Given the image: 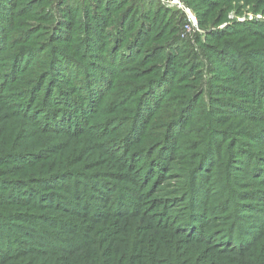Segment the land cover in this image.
<instances>
[{
  "label": "rangeland",
  "instance_id": "rangeland-1",
  "mask_svg": "<svg viewBox=\"0 0 264 264\" xmlns=\"http://www.w3.org/2000/svg\"><path fill=\"white\" fill-rule=\"evenodd\" d=\"M11 1L3 21L12 24L2 22L0 34L7 42L0 50V197L5 182L15 186L14 197L34 205L0 208L4 227L13 230L1 232L9 240L7 246L0 240L1 257L29 246L36 256L23 254L29 260L22 264H71L72 252L76 264H121L109 248L122 253L124 234L102 233L118 231L116 217L125 214L150 232L128 239L147 249L140 260L146 264H248L264 252V215L256 209L264 197V159L243 168L240 156L230 163L216 156L202 167L214 142L207 138L245 149L256 146L251 134H264V117L245 124L228 110L264 116V0ZM59 67L71 68V76ZM162 82L165 89H153ZM53 91L72 99L58 102ZM187 106L189 118L169 136L176 111ZM257 144L248 151L262 157L264 142ZM199 170L206 175L200 182L193 180ZM104 183L114 191L105 190L109 208L93 200ZM199 184L204 195L196 193ZM84 198L93 230L81 219L86 208L77 203ZM54 201L60 212L51 208ZM63 204L79 217L65 216ZM257 227V247L234 256L213 247L251 245Z\"/></svg>",
  "mask_w": 264,
  "mask_h": 264
},
{
  "label": "trees",
  "instance_id": "trees-1",
  "mask_svg": "<svg viewBox=\"0 0 264 264\" xmlns=\"http://www.w3.org/2000/svg\"><path fill=\"white\" fill-rule=\"evenodd\" d=\"M0 2L2 3L1 5H0V34L4 31V29H5V26L7 25L8 27L10 26L11 27V24H12V22H10V21H3V20H6V18H7V16L6 15H4V14H6V12L7 11H10L11 9H12V6L11 5H9V6H7L6 4H9V3H12V1L11 0H0ZM5 3V4H4ZM2 22H3V24H6V25H2ZM7 29V28H6ZM11 32V31H10ZM7 36H9V34L8 35H5V33H4V39H6L7 38ZM3 42H4V40L2 39V38H0V50H2L1 49V47H3L2 45H3ZM6 41L4 42V46L6 45ZM260 55H264V50L262 51V52H260ZM19 58L22 60V62H23V56L21 55V56H19ZM21 69V66H19V67H17V72L19 71ZM59 69L61 70V72L65 75V77H69V76H71V74H72V70H71V68H69V67H62V68H60L59 67ZM239 72L237 73V74H241L242 73V70H243V67H240V68H238L237 69ZM255 74L257 75V77H259L260 76V74H259V72L257 71V72H255ZM4 77L5 78H7V77H9V72H4ZM100 77H101V80L103 81V83H105L107 80L104 78V74L101 72L100 73ZM88 83H85L84 85H87ZM166 88V84L164 83V82H162V83H159L156 87H154L153 89H157L158 91L159 90H163V89H165ZM248 88H251V91L253 92V90H254V88H253V82H249L248 83ZM255 91H257V88H255ZM81 92H83V91H81ZM51 93H56L55 91H53V92H51ZM84 93V92H83ZM69 99H72V98H70L69 97V94H68V92H57L56 93V101H58V102H65V101H68ZM50 100H52V99H50ZM192 100V99H191ZM193 102V101H192ZM174 106H176V105H172L171 104V107H174ZM262 106H264V103H263V105ZM206 108H207V106H206ZM206 108H205V110H206ZM228 109V108H227ZM66 111H69V109L68 108H66L65 109ZM228 110H233L234 111V115H237L238 117V120H240L241 122H243V123H245V124H250V123H255V121L256 120H259V119H262L264 116H263V113L262 112H260L259 111V114H258V116L257 115H255L254 114V112H243V111H238V110H236L235 108H229ZM142 111H144V110H142ZM190 112H191V106H187V107H185V108H182V109H180V111H179V109L176 111V113H175V115H177L178 114V118L177 119H175L176 121H177V123L175 122V123H172L171 124V126H170V130H171V133L169 134V136L171 135V134H173V133H175V130H174V126L175 125H178L180 122H182L186 117L187 118H189V114H190ZM139 114H141V111H139L138 112ZM203 115H205V112L203 113ZM237 118H233V119H237ZM187 119H185V121H186ZM171 122V121H170ZM205 124V123H204ZM203 123H202V125L199 127V129L198 130H200V128L204 125ZM179 129H180V127H178ZM178 128H176V129H178ZM43 130H44V128H42ZM60 129V128H59ZM62 129H64V128H62ZM61 130V129H60ZM198 130H196V131H198ZM207 130V128H206V126H205V128L203 129V131H202V133L204 134L205 133V131ZM224 134V133H223ZM261 136H263V137H261ZM207 137H210V135H208L207 134ZM259 137H261V138H259ZM215 138V139H214ZM251 138H252V141L253 142H255V145L256 146H251L250 147V145H248L247 147H245V149H243V148H241V147H237L236 146V142L235 143H233L232 145H230V147H228V148H226V149H224V145H225V142L224 143H222V140H219L218 139V137H210V138H207V139H212L214 142H216L215 144H216V146H217V148L215 149V150H213V147H212V145L214 144V142L212 143V144H210V145H208V147H207V149H206V151L207 152H205L204 153V155H203V157L205 158L204 160H203V162L205 161V163H204V165H202V167L203 168H207L208 167V163H211V162H213L212 161V159L213 158H215L216 159V156H217V159L218 160H222L223 158H225V157H227L226 158V162H228V163H230V158H231V160L233 159V157H236V155L237 156H240V158L239 159H237L238 161H239V163H242V164H244V165H242V167L243 168H247V166L248 167H252V166H255L256 165V163L260 160V158H263L264 159V156H260V155H258L260 152L259 151H255V153H252L251 151H248V149L250 148V149H253V150H257L258 149V144H257V142H264V134L263 135H261V134H251ZM175 139V138H174ZM260 139V140H259ZM229 140H230V138L229 139H227V143L229 142ZM262 146H263V144H261ZM164 146V145H163ZM167 146L168 145H166V148H167ZM45 148H47V150L49 149V148H51V147H49V146H47V147H45ZM225 150V154L223 153V151ZM244 150H246V151H244ZM249 155L251 156V157H254V158H252L251 160H249ZM55 158V156H52V157H48V160H50V161H54V162H56V160H57V158H58V156H57V158L56 159H54ZM19 159H22V160H25L24 158H19ZM39 160V159H38ZM41 160V159H40ZM38 163H40L41 161H37ZM202 162V163H203ZM253 164V165H252ZM219 165V164H218ZM246 166V167H245ZM264 168V167H263ZM213 169H214V167H213ZM246 170H248V169H246ZM203 171V170H202ZM203 172H205V171H203ZM249 172V171H248ZM196 174V176L197 177H195V178H193V180L194 179H198L199 180V182H200V178H203L204 176V179L206 178V175H205V173H202L201 172V170H199L198 172H196L195 173ZM0 180H1V177H0ZM197 182V181H196ZM195 182V183H196ZM201 185L202 184H199L198 186H197V194L198 195H204V193H203V191H202V187H201ZM182 186H185V185H182ZM191 186H194V184H188L187 185V187H185L184 188V190H188V189H190L191 188ZM38 187H39V189H42V185L40 184V183H38ZM104 187H106V188H104ZM104 187H102V189L101 190H96L94 193H96L97 195H95L96 197L95 198H93V200L94 201H96V202H98V204L100 205V206H102V203L104 202V203H106V205H104V207H107V208H109L110 206H111V204H112V201H108V199H107V193L105 192V190H108L109 192H110V194L112 193V192H114L112 189H109V184H105L104 183ZM187 188V189H186ZM65 189V188H64ZM104 189V190H103ZM66 190V192L70 195V196H78V193H80V189L79 188H74V190L72 189V188H68V189H65ZM1 191L2 192H5L6 193V195L5 194H3L1 197H0V208L3 206V205H7V206H12L13 204H18V203H27V202H29V205L30 206H33L34 205V201L32 200V198L31 199H24V198H19V199H17L16 197H14V192H15V186L14 185H9L8 183H5V182H3V184L1 185ZM100 194V195H99ZM12 198V199H11ZM88 198V196H86V199ZM189 199L191 200V202H197L198 200L196 199V195L195 194H192L190 197H189ZM257 199H259V201H260V203H259V206L258 207H256V209L257 210H260V213H262L263 215H264V210L262 209L264 206H263V204H264V197L263 198H257ZM88 201V200H87ZM86 200H85V198H84V201L82 202V203H77L81 208H84V206H85V210H86V213H82V215H84V216H82L81 217V219L83 220L84 218L86 219V221H87V225L86 226H88L85 230H88V229H92L91 227H89V226H92V225H94L93 223H92V221L95 219V217H92V215H91V213H92V208H91V206L87 203L86 204V202H87ZM171 203V202H170ZM51 205V208L53 209V211H58V212H60L61 210L59 209L60 207H58V205L59 204H56L55 203V201L54 202H52V203H50ZM86 204V205H85ZM61 206H63V209L65 208V213H66V215L65 216H72V217H79L78 215H77V212H75V208L74 207H71L70 205H67V204H63V205H61ZM242 206H244V205H242ZM93 210H96L98 213H101V210L100 209H93ZM209 211V210H208ZM62 214V213H61ZM101 215H104V214H101ZM117 215L115 214L114 215V217H116ZM150 215H147V217H146V220H149V224L151 223V222H153L150 218L151 217H149ZM256 216H258V215H256ZM84 217V218H83ZM116 218H118L119 219V222L118 223H116L117 225V228H119V230L118 231H112V232H103L102 233V235L105 237V238H108V239H113V238H116V236L118 237V234H119V232H120V234H124V235H121V237H123V240L125 241V243H124V250L122 251V253H120V254H116L115 256H114V248H109L110 250H109V253H110V259L112 260V261H114L115 262V260L116 259H121L122 258V263L121 264H146V261L144 262V261H140L143 257H145V255H147V249H144V247H140V246H137L136 245V243H135V241H134V239H130V240H128L129 238H131V237H134V236H137L140 232H142L143 234H148V235H150V232L148 231V230H146V229H143L144 227H140V226H137L134 222H129V220H131V218H132V216H128V215H120L119 217L117 216ZM262 219H264V216H262ZM3 221H2V219H0V233L1 232H4V231H6L8 234H9V232H13V230H8L6 227H4V225H3V223H2ZM206 223V222H205ZM204 223V224H205ZM208 223L209 224H211V223H213V221H212V219H211V221H208ZM58 225V224H57ZM10 228H12V229H14V230H20V229H22V227L21 226H19V225H17V224H13L12 226H10ZM62 228L64 229V230H68V229H66V228H64L63 226H62ZM232 228V227H231ZM94 229V228H93ZM92 229V230H93ZM70 230H72V229H70ZM138 230H139V233H138ZM169 230V229H168ZM258 230V232L256 233V231ZM257 230L255 231V233H254V240H253V242L251 243V245H249V244H241V246H239V247H224L223 245H219L218 243H215V244H213V247H214V249L216 250V248H221V249H226L227 251L226 252H223L222 253V255L223 256H228V255H230V256H234V255H237V253L238 252H240V251H245V250H247L248 248H251V247H257V246H259V242H260V238H258L259 237V232H260V230H261V228H259V227H257ZM92 232V231H91ZM90 232V233H91ZM119 234V235H120ZM90 235V234H89ZM89 235H88V237L87 238H89L90 240H91V238L89 237ZM256 235V236H255ZM227 238H232L234 241L236 240L234 237H233V234H232V232H231V230L229 229L228 230V232H227ZM0 240H2V245H4V246H7L8 244H9V240L7 239V238H4L3 236H2V233L0 234ZM92 244V243H91ZM215 245H218V246H215ZM30 250H28V249H26L27 251L26 252H23V253H17V254H15V255H12V251H8V253H6V254H4V256H0V264H14V263H16V262H19V263H23V262H25V263H27L28 262V260L29 259H27V258H25L24 256H22L23 254H26V255H28V256H36V254H35V251L33 252L32 251V248H30L29 246H27ZM49 249H53L54 250V248H51V247H48ZM70 249V248H69ZM221 249H219V250H216V251H220ZM233 250V251H232ZM67 251V250H66ZM133 252V253H130V252ZM70 251H67L66 252V254L67 253H69ZM262 253H264L263 251L260 253V255L262 254ZM73 254V255H72ZM93 254V258L95 259V254L94 253H92ZM130 254H131V256H130ZM69 255H72V258H71V264H76L75 263V260L77 259V257H78V255H76V252H72L71 254H69ZM76 255V256H75ZM259 255V256H260ZM259 256L258 257H256L255 255H252V256H250L251 258H252V260H254V261H248V264H260L261 262H262V260H263V258H264V256H263V258H259ZM134 257V259H133V261H132V258ZM24 263V264H25ZM97 264H100L99 262L97 263ZM119 264V263H118Z\"/></svg>",
  "mask_w": 264,
  "mask_h": 264
},
{
  "label": "built area",
  "instance_id": "built-area-1",
  "mask_svg": "<svg viewBox=\"0 0 264 264\" xmlns=\"http://www.w3.org/2000/svg\"><path fill=\"white\" fill-rule=\"evenodd\" d=\"M193 20V19H192ZM191 20V24L193 25V21Z\"/></svg>",
  "mask_w": 264,
  "mask_h": 264
}]
</instances>
